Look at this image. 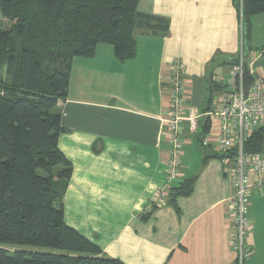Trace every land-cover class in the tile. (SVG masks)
<instances>
[{
	"label": "crops",
	"instance_id": "0c3cea01",
	"mask_svg": "<svg viewBox=\"0 0 264 264\" xmlns=\"http://www.w3.org/2000/svg\"><path fill=\"white\" fill-rule=\"evenodd\" d=\"M241 4L140 0L139 11L169 20L167 35L137 31L136 56L124 63L109 44H100L93 58L74 59L60 108L66 131L59 146L73 163L65 220L104 256L125 264H235L231 180L223 159L210 157L212 151L189 134L187 121L183 179L195 177L194 190L175 204L146 210L166 176L170 144L162 119L172 63L183 65L186 113L193 109L199 120L209 79L227 82L242 50L250 76L264 77V12L252 16L244 39ZM255 201L264 213V190L252 192L250 208ZM255 216L245 264H264V224Z\"/></svg>",
	"mask_w": 264,
	"mask_h": 264
},
{
	"label": "trees",
	"instance_id": "16d2710c",
	"mask_svg": "<svg viewBox=\"0 0 264 264\" xmlns=\"http://www.w3.org/2000/svg\"><path fill=\"white\" fill-rule=\"evenodd\" d=\"M139 2L0 0V19L10 23L0 29V264H125L104 256L95 241L66 223L64 200L73 163L59 146L66 131L60 108L68 97L75 58H93L100 44H109L124 63L136 56L137 31L169 33V20L139 11ZM262 12L264 0H242L244 39L252 16ZM253 81L248 72L247 86ZM224 88L209 79L203 114ZM209 127V118L202 117L196 133L201 145ZM244 148L264 154V126ZM213 156L224 157L211 152ZM195 181L185 178L174 186L168 203L190 195Z\"/></svg>",
	"mask_w": 264,
	"mask_h": 264
},
{
	"label": "built area",
	"instance_id": "2783aa9c",
	"mask_svg": "<svg viewBox=\"0 0 264 264\" xmlns=\"http://www.w3.org/2000/svg\"><path fill=\"white\" fill-rule=\"evenodd\" d=\"M182 68L183 65L178 60L170 67V101L166 117L162 119L170 144L165 160L166 176L165 181L153 192L146 212L168 203L172 188L183 180L182 156L186 142L184 122L187 121L191 135L196 134L199 128L200 115L193 109L186 113L187 86L182 78ZM248 72L242 50L239 61L231 66L227 82L221 83L225 88L214 95L211 109L203 114L211 121L210 132L214 131V127L216 131L205 136L202 146L224 156L222 159L232 183V247L238 264H245L252 254L247 245L251 230L249 212L252 192L264 190V154L249 153L244 148L253 132L264 126V77H254L253 83L248 87ZM217 81L220 83L222 79Z\"/></svg>",
	"mask_w": 264,
	"mask_h": 264
},
{
	"label": "rangeland",
	"instance_id": "374dc122",
	"mask_svg": "<svg viewBox=\"0 0 264 264\" xmlns=\"http://www.w3.org/2000/svg\"><path fill=\"white\" fill-rule=\"evenodd\" d=\"M10 23L7 20L0 19V29L9 28ZM254 203V200L252 201ZM251 216H249L250 225L252 226V214H255L256 218L261 219V224H264V213H262L261 208L258 205V202L255 201V204L252 208H250ZM251 218V219H250ZM251 231V230H250ZM23 249L27 251H54L53 249L49 248H42V247H35V246H17L16 249ZM9 249L14 250V247H9ZM246 262V261H245Z\"/></svg>",
	"mask_w": 264,
	"mask_h": 264
}]
</instances>
